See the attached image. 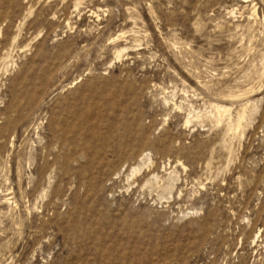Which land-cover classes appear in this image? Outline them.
I'll list each match as a JSON object with an SVG mask.
<instances>
[{
    "label": "rangeland",
    "instance_id": "obj_1",
    "mask_svg": "<svg viewBox=\"0 0 264 264\" xmlns=\"http://www.w3.org/2000/svg\"><path fill=\"white\" fill-rule=\"evenodd\" d=\"M0 264H264V0H0Z\"/></svg>",
    "mask_w": 264,
    "mask_h": 264
},
{
    "label": "bare ground",
    "instance_id": "obj_2",
    "mask_svg": "<svg viewBox=\"0 0 264 264\" xmlns=\"http://www.w3.org/2000/svg\"><path fill=\"white\" fill-rule=\"evenodd\" d=\"M218 107H219V106H218ZM215 109H216V108H215ZM223 109H224V108H222V110H223ZM216 110H217V109H216ZM220 110H221V109H220ZM220 110H219V111H220ZM224 110H225V109H224ZM219 111H218V112H219ZM223 113H225V112L222 111V116H223ZM222 116H221V117H222Z\"/></svg>",
    "mask_w": 264,
    "mask_h": 264
}]
</instances>
